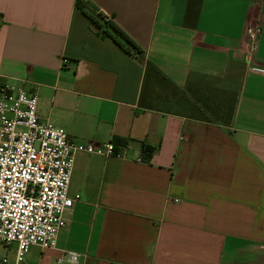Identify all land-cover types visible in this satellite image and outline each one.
Here are the masks:
<instances>
[{
  "label": "crops",
  "instance_id": "obj_1",
  "mask_svg": "<svg viewBox=\"0 0 264 264\" xmlns=\"http://www.w3.org/2000/svg\"><path fill=\"white\" fill-rule=\"evenodd\" d=\"M139 47L102 38L76 0H0V85L37 92L75 155L55 249L22 264H264V0H83ZM260 22L253 64L246 30ZM152 151L151 153L149 151ZM17 245L0 243L14 264Z\"/></svg>",
  "mask_w": 264,
  "mask_h": 264
},
{
  "label": "built area",
  "instance_id": "obj_2",
  "mask_svg": "<svg viewBox=\"0 0 264 264\" xmlns=\"http://www.w3.org/2000/svg\"><path fill=\"white\" fill-rule=\"evenodd\" d=\"M0 21V25H1ZM262 36L257 22L246 30V61L253 64ZM251 70L263 73L264 69ZM37 92L0 85V243L17 245L14 264H22L33 246L55 249L67 213L80 196L69 186L75 155L113 157L112 142L70 141L68 133L38 115ZM83 254L62 251L56 264H82ZM0 264H9L2 258Z\"/></svg>",
  "mask_w": 264,
  "mask_h": 264
},
{
  "label": "trees",
  "instance_id": "obj_3",
  "mask_svg": "<svg viewBox=\"0 0 264 264\" xmlns=\"http://www.w3.org/2000/svg\"><path fill=\"white\" fill-rule=\"evenodd\" d=\"M76 8L87 17L90 25L102 38H110L122 50L128 53H140L137 44L111 19L90 8L83 0H76ZM149 151V150H147ZM150 153L152 151H149Z\"/></svg>",
  "mask_w": 264,
  "mask_h": 264
}]
</instances>
